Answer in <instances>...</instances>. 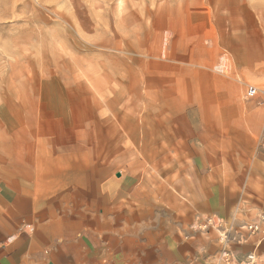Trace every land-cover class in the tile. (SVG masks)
<instances>
[{"label": "crops", "instance_id": "crops-1", "mask_svg": "<svg viewBox=\"0 0 264 264\" xmlns=\"http://www.w3.org/2000/svg\"><path fill=\"white\" fill-rule=\"evenodd\" d=\"M240 67L222 60L201 87L197 71L136 78L144 87L130 78L106 99L114 119H57L46 150L12 154L0 264H216L228 250L264 264V103L228 97Z\"/></svg>", "mask_w": 264, "mask_h": 264}, {"label": "rangeland", "instance_id": "rangeland-1", "mask_svg": "<svg viewBox=\"0 0 264 264\" xmlns=\"http://www.w3.org/2000/svg\"><path fill=\"white\" fill-rule=\"evenodd\" d=\"M222 60L247 76L235 72L228 97L264 103V0H0V173L27 144L46 150L57 119H114L106 99L130 78L197 71L201 87Z\"/></svg>", "mask_w": 264, "mask_h": 264}, {"label": "built area", "instance_id": "built-area-1", "mask_svg": "<svg viewBox=\"0 0 264 264\" xmlns=\"http://www.w3.org/2000/svg\"><path fill=\"white\" fill-rule=\"evenodd\" d=\"M258 94V88L254 86H250L247 90L248 97H254ZM251 231H255L259 229V224L255 223L248 227ZM228 231L223 232L222 237L227 238ZM237 242L241 243L244 241V238L239 237L235 238ZM257 256L253 252L248 253L243 259L238 260L235 258L234 253L231 250L226 251L224 254L217 257L216 264H256Z\"/></svg>", "mask_w": 264, "mask_h": 264}]
</instances>
